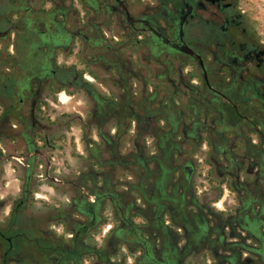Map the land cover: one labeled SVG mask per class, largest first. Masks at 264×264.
Wrapping results in <instances>:
<instances>
[{"label":"flooded vegetation","instance_id":"af4514ba","mask_svg":"<svg viewBox=\"0 0 264 264\" xmlns=\"http://www.w3.org/2000/svg\"><path fill=\"white\" fill-rule=\"evenodd\" d=\"M3 190L0 264H264L252 7L0 0Z\"/></svg>","mask_w":264,"mask_h":264},{"label":"trees","instance_id":"16d2710c","mask_svg":"<svg viewBox=\"0 0 264 264\" xmlns=\"http://www.w3.org/2000/svg\"><path fill=\"white\" fill-rule=\"evenodd\" d=\"M21 219L22 218L20 216H14L12 219V223L8 231V235L12 238V240L9 244H6L7 249L1 264H3V262H9L10 260L18 262L21 261L23 254Z\"/></svg>","mask_w":264,"mask_h":264},{"label":"rangeland","instance_id":"374dc122","mask_svg":"<svg viewBox=\"0 0 264 264\" xmlns=\"http://www.w3.org/2000/svg\"><path fill=\"white\" fill-rule=\"evenodd\" d=\"M247 4H249L252 7L253 15L258 19V21L264 25V0H245ZM66 142L67 139H65ZM66 148H69V145H66ZM4 180L6 181V185L13 184L16 182V175L12 174V171L9 170L6 172ZM201 191H209V188L207 187H201ZM5 190V189H4ZM4 190L0 192V195H4ZM40 194L50 196L52 191H39Z\"/></svg>","mask_w":264,"mask_h":264}]
</instances>
